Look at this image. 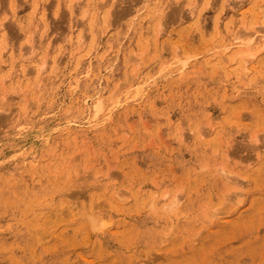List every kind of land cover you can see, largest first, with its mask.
Returning <instances> with one entry per match:
<instances>
[{"label": "rangeland", "instance_id": "374dc122", "mask_svg": "<svg viewBox=\"0 0 264 264\" xmlns=\"http://www.w3.org/2000/svg\"><path fill=\"white\" fill-rule=\"evenodd\" d=\"M0 264H264V0H0Z\"/></svg>", "mask_w": 264, "mask_h": 264}, {"label": "bare ground", "instance_id": "6f19581e", "mask_svg": "<svg viewBox=\"0 0 264 264\" xmlns=\"http://www.w3.org/2000/svg\"><path fill=\"white\" fill-rule=\"evenodd\" d=\"M248 34H250V33H248ZM248 34H247V36H248ZM244 35H245V34H244ZM250 36H252V34H251ZM241 37H242V36H241ZM242 38H243V37H242ZM247 41H248V40H247ZM245 42H246V41H245ZM240 56H243V55H240ZM240 56H239V57H240ZM237 57H238V56H237ZM239 57H238V58H239ZM243 57H244V56H243ZM234 58H235V57H234ZM245 58H246V57H245ZM232 59H233V58H232ZM243 60H244V59H243ZM243 62H244V61H243Z\"/></svg>", "mask_w": 264, "mask_h": 264}, {"label": "clouds", "instance_id": "9594fccd", "mask_svg": "<svg viewBox=\"0 0 264 264\" xmlns=\"http://www.w3.org/2000/svg\"><path fill=\"white\" fill-rule=\"evenodd\" d=\"M90 219H91V218H90ZM93 223H94V224H97V223H98V221H95V220H93Z\"/></svg>", "mask_w": 264, "mask_h": 264}]
</instances>
